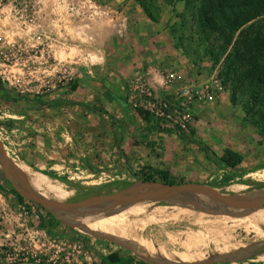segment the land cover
<instances>
[{"label":"rangeland","instance_id":"obj_1","mask_svg":"<svg viewBox=\"0 0 264 264\" xmlns=\"http://www.w3.org/2000/svg\"><path fill=\"white\" fill-rule=\"evenodd\" d=\"M172 3L150 0L153 19L137 0H0V154L41 194L77 200L145 181L237 194L264 185L262 136L204 54L194 6ZM195 139L242 159L220 167ZM11 187L0 166V264H96L109 249L133 256L128 264H264V206L222 212L177 193L70 218Z\"/></svg>","mask_w":264,"mask_h":264},{"label":"trees","instance_id":"obj_2","mask_svg":"<svg viewBox=\"0 0 264 264\" xmlns=\"http://www.w3.org/2000/svg\"><path fill=\"white\" fill-rule=\"evenodd\" d=\"M167 1L172 7L173 0ZM185 1L194 6L203 52L213 64H218V78L228 90L230 102L241 106L243 120L250 123L264 140V0ZM137 2L148 17L155 18L150 10V0ZM1 89L6 91L4 87ZM99 109L105 112L103 108ZM135 110L144 119L150 118L148 109L136 106ZM192 141L220 167H235L242 159V154L230 147L216 153L200 140ZM223 177L222 183L228 179L226 174ZM10 189L18 199L22 198L20 193ZM132 258L120 250L109 249L96 264H128ZM136 262L143 263L138 259Z\"/></svg>","mask_w":264,"mask_h":264},{"label":"water","instance_id":"obj_3","mask_svg":"<svg viewBox=\"0 0 264 264\" xmlns=\"http://www.w3.org/2000/svg\"><path fill=\"white\" fill-rule=\"evenodd\" d=\"M0 166L4 177L12 183L13 187L21 194L32 200H36L41 204L53 205L57 209L81 212L100 209L105 206L125 205L134 203L140 200L158 199L170 196L177 193H189L195 195H202L208 199L209 207L214 204L219 207V211L230 212V209H244L253 210L264 206V185L255 193H232L218 191L211 185L195 183V182H181L178 184L161 182V181H145L142 183L130 185L128 187L111 191L100 195H91L77 200H59L56 198L46 200L43 202L38 200L35 195H32V188L28 181L23 177V173L15 166V163L8 160L0 154ZM200 187H207L209 189H199ZM206 205V204H205ZM45 206V205H44ZM211 210V209H210ZM213 211V210H212Z\"/></svg>","mask_w":264,"mask_h":264},{"label":"crops","instance_id":"obj_4","mask_svg":"<svg viewBox=\"0 0 264 264\" xmlns=\"http://www.w3.org/2000/svg\"><path fill=\"white\" fill-rule=\"evenodd\" d=\"M109 93V95L110 96H112V97H114L117 101H119V104L122 106V107H124L125 105H124V103L116 96V95H114L112 92H108ZM81 103V102H80ZM96 105V104H95ZM95 105H93V106H91L89 109H90V111L92 110H98V111H100V109H99V107H101V105L99 104H97L96 106ZM90 106V105H89ZM101 108H103L104 109V107L102 106ZM105 110V112H102V111H100V112H102V113H104V114H109L108 113V111H106V109H104ZM105 115L106 116V118L108 119L109 118V120H110V117H108L109 115ZM88 139H89V137H88ZM115 139H117V138H115ZM57 150L58 151H63L62 150V148H60V146H59V144H58V148H57ZM119 150H120V148H119ZM222 150V149H221ZM76 154L78 153L79 154V151H74ZM75 158H76V156H74ZM72 160V157H65V158H63V157H61L60 158V161L62 162V164L66 161V162H68V161H71ZM85 161H86V163H88L89 165H90V157H87V158H85ZM41 164H42V167H44L43 165L45 164V163H43V162H40ZM46 165V164H45ZM46 167H50V165H46Z\"/></svg>","mask_w":264,"mask_h":264},{"label":"bare ground","instance_id":"obj_5","mask_svg":"<svg viewBox=\"0 0 264 264\" xmlns=\"http://www.w3.org/2000/svg\"><path fill=\"white\" fill-rule=\"evenodd\" d=\"M30 170V169H29ZM27 171V170H26ZM40 175V174H39ZM46 183V182H45ZM29 184V183H28ZM29 186L32 188V195H35V197L38 199V200H40V201H43V202H48V201H46V200H49L50 198H48V197H46V196H44L43 194H41L39 191H37L32 185H30L29 184ZM141 201V200H140ZM170 201H171V199H170ZM138 202V201H137ZM135 203V202H134ZM133 204V203H132ZM47 208H49V209H57L56 207H54L53 205L51 206V205H49V204H47V203H45L44 204ZM129 205H131V204H128V205H126V206H129ZM172 205V204H171ZM112 207H125V206H119V205H112V206H110V207H108V208H112ZM104 209H107V208H100L99 210H104ZM96 210V209H95ZM98 210V211H99ZM86 212H91L90 211V209L89 210H87V211H81V212H74L73 214H70V218H72V215H80V214H83V213H86ZM76 218V217H75ZM90 231V230H89Z\"/></svg>","mask_w":264,"mask_h":264},{"label":"built area","instance_id":"obj_6","mask_svg":"<svg viewBox=\"0 0 264 264\" xmlns=\"http://www.w3.org/2000/svg\"><path fill=\"white\" fill-rule=\"evenodd\" d=\"M163 104H164V102H163ZM32 260H33L34 263H30V264H42V262H38L37 258L36 259H32Z\"/></svg>","mask_w":264,"mask_h":264}]
</instances>
